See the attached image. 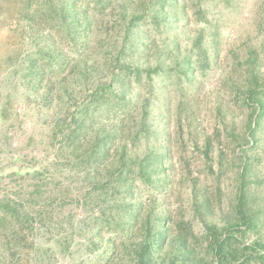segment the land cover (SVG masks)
Returning a JSON list of instances; mask_svg holds the SVG:
<instances>
[{
	"label": "rangeland",
	"instance_id": "1",
	"mask_svg": "<svg viewBox=\"0 0 264 264\" xmlns=\"http://www.w3.org/2000/svg\"><path fill=\"white\" fill-rule=\"evenodd\" d=\"M0 206V264H168L187 230L264 264V0H0Z\"/></svg>",
	"mask_w": 264,
	"mask_h": 264
},
{
	"label": "trees",
	"instance_id": "2",
	"mask_svg": "<svg viewBox=\"0 0 264 264\" xmlns=\"http://www.w3.org/2000/svg\"><path fill=\"white\" fill-rule=\"evenodd\" d=\"M63 10V8L60 9V11ZM74 15H75V21H74V29H80L83 28L87 25L88 19L89 17L86 15V13H80L79 9L78 10H74ZM64 11L60 14V16L62 17L61 21L62 24L65 26V21H68L67 17H64ZM72 24V22H71ZM69 29V28H67ZM66 31V30H65ZM117 81L116 78L112 79V81L108 84L105 85H109V87H112L113 84ZM102 101H105V98H102ZM102 102V103H103ZM101 103V104H102ZM112 141V138H109ZM97 148L99 149V146L97 145ZM123 150H121L122 152ZM96 153H98L96 151ZM123 153H125L123 151ZM160 155V154H159ZM155 156L154 162L153 163H158L161 161V159L163 158L162 156ZM129 170V167L125 168L124 170L122 169V175L127 174ZM141 170L142 171H146L145 173L149 174L151 172V169L148 167V165H144L141 166ZM1 207V206H0ZM2 208V207H1ZM3 209V208H2ZM14 212L16 211V208H14ZM4 210V209H3ZM165 223V222H164ZM164 223H161L159 225V229L161 232V235H158L157 239H156V244H159V242L161 240H163L162 235L167 232L169 230V227H164ZM214 231V230H212ZM210 230H206L205 233H207L209 235V238L211 239L210 245L208 246V248H206L205 251H202V249H200L202 252L204 253H212L217 259L218 261L221 263V259L226 258V253H231V252H227L226 248H225V240L223 238L219 239V233L216 234L214 232H212ZM188 230H187V234H182L179 237V239L173 238L171 239L168 244H169V249L170 252H168V255H171L172 253H174V257L172 259H170V262L168 264H208V260H204V257L200 256V253L196 251V247L197 245H193L190 242H188L187 236L188 234ZM165 237V235H164ZM165 254V252H164ZM168 255H164V256H168ZM231 255V254H230ZM136 263L135 264H151V260H153V256L150 253L149 248H139V250H137L136 252ZM223 261V260H222Z\"/></svg>",
	"mask_w": 264,
	"mask_h": 264
}]
</instances>
